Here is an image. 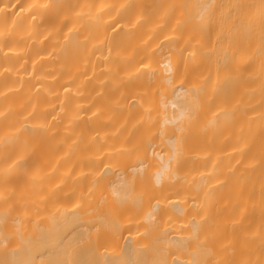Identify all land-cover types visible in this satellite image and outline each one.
<instances>
[{"label":"bare ground","instance_id":"obj_1","mask_svg":"<svg viewBox=\"0 0 264 264\" xmlns=\"http://www.w3.org/2000/svg\"><path fill=\"white\" fill-rule=\"evenodd\" d=\"M190 1L0 0V264H264V0Z\"/></svg>","mask_w":264,"mask_h":264},{"label":"rangeland","instance_id":"obj_2","mask_svg":"<svg viewBox=\"0 0 264 264\" xmlns=\"http://www.w3.org/2000/svg\"><path fill=\"white\" fill-rule=\"evenodd\" d=\"M193 1H194V0H191L190 2L192 3ZM192 7H193V6H192V4H191V10H192Z\"/></svg>","mask_w":264,"mask_h":264}]
</instances>
